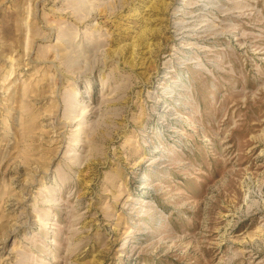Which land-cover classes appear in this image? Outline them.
Wrapping results in <instances>:
<instances>
[{
	"label": "rangeland",
	"instance_id": "374dc122",
	"mask_svg": "<svg viewBox=\"0 0 264 264\" xmlns=\"http://www.w3.org/2000/svg\"><path fill=\"white\" fill-rule=\"evenodd\" d=\"M0 264H264V0H0Z\"/></svg>",
	"mask_w": 264,
	"mask_h": 264
},
{
	"label": "bare ground",
	"instance_id": "6f19581e",
	"mask_svg": "<svg viewBox=\"0 0 264 264\" xmlns=\"http://www.w3.org/2000/svg\"><path fill=\"white\" fill-rule=\"evenodd\" d=\"M226 5V4H225ZM192 31V30H191Z\"/></svg>",
	"mask_w": 264,
	"mask_h": 264
}]
</instances>
